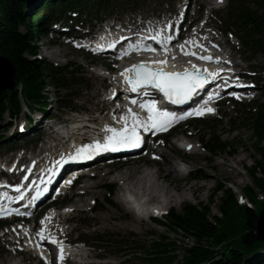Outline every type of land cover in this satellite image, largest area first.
<instances>
[{
  "label": "rangeland",
  "instance_id": "1",
  "mask_svg": "<svg viewBox=\"0 0 264 264\" xmlns=\"http://www.w3.org/2000/svg\"><path fill=\"white\" fill-rule=\"evenodd\" d=\"M124 1V0H123ZM177 1V0H176ZM174 0V2H176ZM142 3V6L139 7V10H136L133 6H131L129 3L126 4L125 2H120L121 6L117 7L111 13L116 16L121 17H130V14L136 12H142L146 14H151L156 11H162L167 8V6L173 2V0H140ZM230 0H226L224 5L220 7L217 10V19H214L212 24L213 27L210 26V30L215 31L217 33L220 32V30H225L226 22L227 20H223V15L226 11L227 6L229 5ZM221 3V2H220ZM250 6L252 7V3L250 2ZM126 4V5H125ZM123 5V6H122ZM207 5H203L201 10L197 13L198 19L197 21H200L203 10ZM135 14V13H134ZM194 20L195 17H192ZM70 22L68 23H75V21L72 19H69ZM22 29V28H21ZM234 29V28H233ZM64 40V39H61ZM60 43L58 39H54L51 34H48L45 37L37 36V42L36 46L38 49L39 57L45 58L48 62L54 64V65H69L68 69H72L76 73V78L74 82H71L72 86L69 90H66L64 88H53L51 86L46 87L45 91H43V94L45 93L50 94L52 92L56 93L57 97H63L62 100L57 101L53 100L52 103H54L55 107L52 109H49L48 115H56V116H62L64 113L63 109H58L62 104H70V108L72 109H78V108H85V110H91L93 113L95 110L99 109L101 106L100 99L102 98V90L103 87H101V80L99 77H96V75H93L91 72L93 67L96 65H99L101 62V59H96V57H90L89 55H86L85 53L76 50L74 48H71L68 45L63 46L62 43L59 46ZM47 44V48L46 45ZM239 46V45H238ZM51 51L55 52L54 54H51ZM237 51V50H235ZM238 53H235V59L238 64H242V68L248 67V68H258V67H264V54L255 52V61L251 62V66L249 67V62L247 61L249 57L251 56L252 52L243 46H241V49L237 51ZM97 60V61H96ZM264 70V68H263ZM107 83L104 81L105 86ZM98 92V94H97ZM74 94L76 96V99L73 100V98H68L66 94ZM92 94V95H91ZM255 101L252 103H237L233 101H222L221 105L219 107V112L215 117H209L207 120H203L201 122H195L190 123L191 126L186 129L187 131L192 129L196 135H200L201 137L204 134L203 142L206 143L208 139L214 137H218V139L221 142H225L229 145L228 148L224 150H216V152L213 154L211 152H208L206 150H200L202 154H205V158H209L210 163H205L203 160L204 158L200 157V155L197 156H191L189 158L188 165L191 167V169L194 171L192 176L194 178H188L185 175L182 177L180 181H175V177L173 174L167 175L166 181L163 180V178L157 179L155 175V170H157V164H149L146 167L145 165H139L138 168L142 170L143 168H147L153 173V175L148 178L146 181L144 179L143 181H136V178L143 174L145 171H148L147 169L145 171H142L141 173H137L135 175V178L133 180L127 179L129 183V187H133L136 193H138L140 196V193H144L143 197H147L149 202L156 201V199L151 200L148 192L152 191L153 184L157 185L158 190H155L154 193L157 195V200H166L168 195H172V202L171 206H165L166 208L173 209L175 211H181L183 205L185 204H195V205H206L210 211L211 214L218 215L219 214V197L222 194V191L224 189H231V192L233 195L240 200V191L247 186L251 185L254 188V183L252 181L251 176L249 175V170L251 169L253 163L255 162V159H257V155L254 151V140L251 135V131L249 130V112L251 107L255 105L256 103H264V98L262 95L264 94V88H260L259 93H255ZM56 98V97H55ZM52 106V105H51ZM31 110V109H30ZM226 112V114H223L222 112ZM25 114H27V111H25ZM24 113H21L16 121H9V117L6 114L2 115V125L6 126V136H10L13 131L17 130V127H20L25 122V115ZM9 121V122H8ZM46 122H43V124ZM228 128V130H227ZM185 130V129H184ZM183 131V130H182ZM229 131V132H226ZM190 132V131H189ZM205 132V133H204ZM182 133V132H181ZM53 135V134H52ZM21 139H23V136H20ZM45 138V137H44ZM50 138V136H49ZM47 139V138H46ZM196 140V139H194ZM22 140L17 142V148L16 151H21L27 147V145L22 144ZM209 145V142L206 143ZM29 148L35 149V144L31 143L29 145ZM45 145H43L44 147ZM28 148V147H27ZM7 148L0 147V160H6L10 157L11 153L6 151ZM233 150L234 152L232 154H225L226 151ZM199 152V153H201ZM13 153V152H12ZM198 153V154H199ZM167 155L171 158V168L175 167L172 166L173 163H176V158L173 153L167 152ZM240 157H243V163L237 165L235 163V159H238ZM201 158V159H196ZM133 161V160H132ZM216 161H227V163H232L234 166H236V171H238V175L234 174H228L226 171L220 170L217 164H215ZM135 162V161H134ZM132 163V162H131ZM132 165V164H130ZM136 166V163H134ZM229 168V166L227 167ZM96 173L102 172L104 174V178L101 180L103 185L91 189V192L88 194H82L78 195L76 191L74 195L79 196L78 198L73 197L72 201L75 200L76 203H78V207L80 208L77 211H74L72 213L73 216L72 221L67 228L70 232V237L75 238L78 234H80L83 231H86L88 235V239H93L96 236V232H98L100 235H105V238H109L110 241L114 240V242H111L109 248H105L102 250H95L93 248L86 249V253H90L87 261H91V263L88 264H150V262L146 261L144 259L145 255L143 254H136L134 257L126 258L122 254L126 251H129V247H136L140 244H143L144 242H148L151 239H155L158 236H164L167 237L168 240L176 241L175 243L181 247L177 248L182 253V249L184 246V243L186 245H192L193 239L186 236L182 231L178 230H169L163 226L158 225L157 223L150 221L148 219L143 220L142 218H136L131 212L127 211L122 203L118 201L117 195L119 193V186L116 184L115 180H121L119 177H124L122 174L123 171L118 172V174L109 175L107 171L109 170H103L102 167L95 168ZM100 169V170H99ZM174 170V169H173ZM209 173L215 178H211L209 183H207L208 186L203 187L201 189H198L194 194L190 193L189 190L186 191V200L184 201H178L179 199L176 198L179 195L180 190H175L173 188L174 185H184L182 189L185 188V186L188 183L195 182L197 178H200V176L204 175L205 173ZM112 173V172H111ZM173 173L176 172L175 170ZM163 174H167V171L163 168ZM178 174V173H177ZM180 174V173H179ZM96 180V179H95ZM94 180H81L80 184H88L93 183ZM171 183L170 187H166V184ZM105 183H112L114 184V189L112 194L110 195L107 189L104 187ZM78 185V187H79ZM82 185V186H83ZM146 186V191L142 192L141 186ZM209 185L211 187H209ZM80 187V189L82 188ZM127 185V189H129ZM217 187V188H216ZM161 189V190H160ZM217 189H220L219 191ZM76 190V188L72 190L67 191V196H70L71 192ZM83 190V188L81 189ZM80 190V191H81ZM168 191V195L162 192ZM257 189L254 188V191ZM147 192V193H146ZM158 192V193H157ZM161 192V193H160ZM163 194V195H162ZM216 194V195H215ZM259 197H261V200L264 199V193L261 191L258 194ZM105 197H108L112 200L113 204L110 205L108 203H104ZM176 198V199H174ZM80 199V200H78ZM95 199L99 203H101V207L94 212H89L87 209L91 205V201ZM178 199V200H177ZM243 199V198H242ZM244 201L245 198L243 199ZM177 201V202H175ZM75 203V204H76ZM109 212V213H107ZM112 215V216H111ZM139 220L141 221V224L133 225V220ZM94 233V234H93ZM92 234V235H91ZM113 235V236H112ZM120 241V242H117ZM4 242L2 239H0V264H14L11 262H19L20 257H13L12 252H6V247L3 245ZM124 251V252H123ZM94 254H96V257H93ZM87 256V255H86ZM22 257L24 259L23 264H35V262L30 261V255L26 253H22ZM19 264V263H18Z\"/></svg>",
  "mask_w": 264,
  "mask_h": 264
},
{
  "label": "trees",
  "instance_id": "2",
  "mask_svg": "<svg viewBox=\"0 0 264 264\" xmlns=\"http://www.w3.org/2000/svg\"><path fill=\"white\" fill-rule=\"evenodd\" d=\"M111 1L35 0L36 6L34 0H0V55L9 58L15 69L14 88L0 94V116L5 112L17 115L23 102H42L45 99L42 91L48 83L66 88L74 78L73 72L66 67L36 57V37L42 31L43 22L57 12L105 10ZM245 1L238 0L231 18L243 31L246 43L264 51V0H252L255 9ZM31 4L33 10L41 6L50 15H35L30 21L33 15ZM248 124L257 155L250 174L258 190L264 192V104L258 105ZM210 144L214 151L229 147L218 138H212ZM244 193L254 204L253 208L239 205L230 189H224L219 197V216L211 214L202 204H185L181 212L171 210L163 225L182 231L193 239L192 245H184L179 258L175 250L180 246L167 237L159 236L145 246L146 259L155 264H264V242L258 240L254 232L256 217L264 201L257 198L250 186L244 188ZM139 248L143 250L142 245Z\"/></svg>",
  "mask_w": 264,
  "mask_h": 264
},
{
  "label": "snow or ice",
  "instance_id": "3",
  "mask_svg": "<svg viewBox=\"0 0 264 264\" xmlns=\"http://www.w3.org/2000/svg\"><path fill=\"white\" fill-rule=\"evenodd\" d=\"M219 2L223 3V0H219ZM153 39H156V37L154 36ZM162 39L171 40L172 37L167 36ZM107 47H115V44L109 43ZM200 47L203 48L204 46L200 45ZM129 48L130 50L135 51H140L142 48H148L151 51L156 50L154 48H149L148 45H130ZM163 51L167 52L168 48L166 46L163 47ZM181 51H184L183 46H181ZM185 55L199 56L200 59L205 61L220 60V57L218 56L213 57L211 55H200V53L195 51L185 52ZM166 62V59L150 61L148 63L141 61L137 64L129 65V67L125 68L123 72L120 73V75L123 76L125 82L130 86L131 92H137L138 90L144 91L150 86L151 88H154L162 93L166 100L179 104L191 99L196 94L197 90L203 89L205 84H207L210 80L220 79L221 77H219L218 72L224 71V69H219L218 72H209L207 68L201 70L195 64H193L191 68H185L182 72H169L165 71L163 68L149 66L153 63L162 65ZM129 71H131V75H128ZM225 86L227 87V84H225ZM213 95H215L217 98L219 97V93H214ZM232 95H236V93H232ZM131 99L133 104L137 103L135 97H132ZM141 107L147 109L148 117L146 119L141 118L138 112L132 111L129 108L128 113L125 114V119L123 120V123L120 127H112L110 125L105 126L109 134L106 135L105 142L103 144H101L100 141H94L93 144L95 147H93L91 144L82 145L81 149L77 150V154L87 155V152L84 151L86 149L90 151H96L108 147H135L139 145L143 139L140 134V130L166 131L174 122L184 119L187 115H203L206 112L216 111L210 106L206 108L198 107L191 112L177 116L176 113L167 111L166 109L158 108L154 102L142 104ZM129 119L131 120L130 124L128 122ZM189 147H191V145H189ZM16 187L19 188V185ZM5 214L8 213H6L3 208H0V215ZM47 219L48 217H45V220ZM41 223L43 224L44 221L42 220ZM44 232L45 228H41L40 232L38 233L42 239L44 238ZM48 238L51 239V237ZM60 259L63 260L62 247Z\"/></svg>",
  "mask_w": 264,
  "mask_h": 264
},
{
  "label": "bare ground",
  "instance_id": "4",
  "mask_svg": "<svg viewBox=\"0 0 264 264\" xmlns=\"http://www.w3.org/2000/svg\"><path fill=\"white\" fill-rule=\"evenodd\" d=\"M197 1V4L199 5V6H201L202 4H205V3H210L211 2V0H196ZM194 31H196V30H194ZM82 34H84V33H82ZM202 39H207V38H209L210 37V35H208V34H206V35H203L202 34ZM201 40V39H200ZM228 43V41H224V42H220L219 44L220 45H223V44H227ZM194 47H196V46H194ZM55 52L53 51H51V54H54ZM199 53H201V52H199ZM191 66H190V64H188L187 65V68H190ZM211 67H215L213 64H211ZM124 69V68H123ZM123 69H121V72H123ZM209 70V69H208ZM96 73H98L99 75H101V76H103V77H107L106 75H103L102 73H100L99 71L97 72L96 71ZM129 73H130V71H129ZM129 73H128V75H129ZM117 74V73H116ZM116 74H115V76H116ZM121 76V75H120ZM122 77V76H121ZM118 80H120V77L118 76V78H117ZM249 89H247L246 91H248ZM111 92H109V94H110ZM97 94H98V92H97ZM92 95V94H91ZM91 121H95V118H91L90 119ZM78 122V121H77ZM97 122V124L99 123L98 121H96ZM74 123V122H73ZM101 123V122H100ZM99 123V124H100ZM80 125H82V123H79V125L78 126H80ZM83 126H84V124H83ZM106 124H104L103 126H101L102 128H101V130L102 131H106ZM116 127H119L118 125L116 126ZM75 129H77V124H74V125H70V126H67V125H61L60 126V130H61V132L63 133L62 134V136H60V135H58V133H52V134H49L48 135V140H49V145H53V146H56V145H58V144H60L62 141V137L64 136V135H70V136H72V133H74V132H76V131H74ZM227 130H228V128H227ZM182 134L187 138V139H191L192 141L194 140V139H196V140H200L202 137L200 136V135H196V133L194 132V131H188V132H186V131H182ZM49 136H50V138H49ZM63 146V145H62ZM70 147V145H65V147ZM200 151H198L197 153H199ZM199 155H200V157H206V155L205 154H202V153H199ZM161 157H162V164H157V170H155V175H156V178L157 179H160V178H163V180L164 181H166V175L167 174H163V168L167 171V173H170V172H173L174 170H173V168H171V158H170V156L169 155H167V153L165 152V151H162L161 152ZM22 157H20V159H21ZM243 160H244V158L243 157H240V158H238V159H235V163H237V165H239V164H242L243 163ZM135 161V162H134ZM132 162V163H131ZM137 162H138V160L137 159H133V161L131 160V161H128L127 162V165L125 166V168H124V170L125 171H123L122 172V174H124L123 176L124 177H119V179H121V181L120 180H118L117 179V181L118 182H122L124 185L123 186H126L127 187V185H128V187H129V183H128V181H127V179H131V180H133L134 178H135V175L137 174V173H141L142 171H145L147 168H143L142 170H140L137 166H138V164H137ZM134 163H136V166L134 165ZM130 164H132V165H130ZM215 164H217L218 165V167L220 168V170H223V171H226L229 175L230 174H234V175H238V171H236V166H234L232 163H227V161H216L215 162ZM229 166V168H227ZM100 167H102V166H99V165H96L95 166V168H100ZM100 170V169H99ZM148 171H145L143 174H141V175H139L137 178H136V181H143L144 182V180L146 181L148 178H150L152 175H153V173L151 172V171H154V170H149V169H147ZM105 174V173H104ZM104 174L102 173V172H98V174L95 172L94 173V175H93V177H92V179L94 180L93 181V183H91V184H84L83 186H82V188H83V190H81V191H79V192H77V194L78 195H82V194H88V193H90L91 192V189L93 190V188H96V187H99V186H102L103 185V183H102V179L104 178ZM118 174V173H117ZM173 175H174V177L176 178V182H177V180H178V177H177V173H176V175H175V173H173ZM115 176V175H114ZM191 177H193L194 178V176H191ZM211 178H215V176H213V175H211V174H209V173H205L204 175H202V176H200V178H197V180L195 181V182H192V183H188L186 186H185V188L184 189H182L181 190V188L184 186V185H174L173 186V188L175 189V190H180V191H178L179 192V195L176 197V198H178L177 200L178 201H184V200H186L187 198H186V195H187V193H186V191L187 190H189L190 191V193H192V194H194L196 191H198V189H201V188H203V187H206V186H208L207 185V183H209V181H210V179ZM96 179V180H95ZM142 179H144V180H142ZM158 185V184H157ZM157 185L156 184H153L152 186H149L150 188L151 187H153V189H152V191H150V192H146L148 195H149V197H150V199L151 200H154V199H156V201H161L162 202V204H163V206L165 205V206H171V202H172V198L171 197H173L172 195H168V191L166 190V191H164V192H162L163 194H167L169 197H167L166 198V200L164 199V200H157V195L154 193V191L155 190H158L157 188H155V187H157ZM170 185H171V183L169 182L168 184H166V187H170ZM147 186V185H146ZM146 186L144 185V186H141L140 188H141V190H142V192H145L146 191ZM147 186V187H148ZM158 186H160V185H158ZM172 186V185H171ZM161 187V186H160ZM209 187H211L210 185H209ZM81 188V189H82ZM133 190H135L136 191V189H134L133 187H129V191L130 192H132L135 196H136V199H137V201H138V203L140 204L141 202L139 201V200H141L142 198H145V197H143L144 196V193H140L141 194V196L138 194V193H136L135 191H133ZM161 190V189H160ZM158 193V192H157ZM161 193V192H160ZM76 194V195H77ZM162 194V195H163ZM176 198H174V199H176ZM80 200V199H79ZM175 202H177V201H175ZM74 204L76 203V200L73 202ZM147 203H151V202H147ZM107 213H109V212H107ZM112 216V215H111ZM45 223V222H44ZM132 223H133V225H138V224H141V221H139V220H133L132 221ZM41 228H45V232L44 233H46V231H48V227L47 226H44L43 224L40 226V228L39 229H41ZM29 231V227H24L23 229H22V233H23V235H25L26 234V232H28ZM40 232V231H39ZM39 232H37L35 235H38V233ZM24 240H25V243H26V245H28V246H32L33 245V243H34V241H33V236H31V237H29V238H27V237H24ZM85 257H89V254H87V256H85ZM84 257V258H85ZM88 263H91V261H87V260H84L83 261V264H88ZM14 264H18V262H14ZM70 264V263H69Z\"/></svg>",
  "mask_w": 264,
  "mask_h": 264
},
{
  "label": "water",
  "instance_id": "5",
  "mask_svg": "<svg viewBox=\"0 0 264 264\" xmlns=\"http://www.w3.org/2000/svg\"><path fill=\"white\" fill-rule=\"evenodd\" d=\"M14 70L15 69L9 58L0 56V92L7 88H13ZM254 229L256 238L264 242V206L257 215Z\"/></svg>",
  "mask_w": 264,
  "mask_h": 264
}]
</instances>
